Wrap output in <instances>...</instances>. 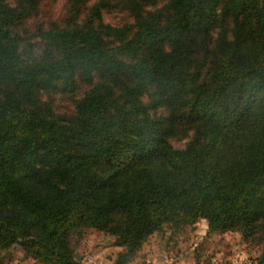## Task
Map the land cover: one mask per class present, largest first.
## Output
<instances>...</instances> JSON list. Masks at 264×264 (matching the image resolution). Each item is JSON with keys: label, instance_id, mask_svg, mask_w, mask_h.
<instances>
[{"label": "trees", "instance_id": "trees-1", "mask_svg": "<svg viewBox=\"0 0 264 264\" xmlns=\"http://www.w3.org/2000/svg\"><path fill=\"white\" fill-rule=\"evenodd\" d=\"M41 1L0 0V252L79 264L91 227L119 264L204 219L264 264V0H67L29 39Z\"/></svg>", "mask_w": 264, "mask_h": 264}, {"label": "rangeland", "instance_id": "rangeland-1", "mask_svg": "<svg viewBox=\"0 0 264 264\" xmlns=\"http://www.w3.org/2000/svg\"><path fill=\"white\" fill-rule=\"evenodd\" d=\"M7 1L13 3V0ZM66 7L67 0H42L37 13L25 24L27 38L30 39L29 33L34 32L38 24L46 25L50 20L61 18ZM104 19L119 24L131 18L125 11H112L104 12ZM85 88L86 85L80 82L75 98H79ZM54 101L57 111L72 109L70 96L57 93L54 94ZM183 141L172 139L177 146L182 145ZM72 245L79 264H117L118 253L123 250L117 236L91 227L75 234ZM259 249L260 245L255 240L243 236L239 230L216 234L205 228L202 221L182 226L166 223L152 233L125 262L119 264H218L220 261L233 264L239 259L241 264H256L255 256ZM0 264L49 263L31 256L19 242H13L1 250Z\"/></svg>", "mask_w": 264, "mask_h": 264}, {"label": "crops", "instance_id": "crops-1", "mask_svg": "<svg viewBox=\"0 0 264 264\" xmlns=\"http://www.w3.org/2000/svg\"><path fill=\"white\" fill-rule=\"evenodd\" d=\"M198 221H202L203 222V224L205 225V228L207 227V223H206V220H204V219H199ZM197 222V221H196ZM195 222V223H196ZM210 232H212V233H216V234H221V233H218V232H213V231H210ZM160 258V257H159ZM214 258V256L212 257V259ZM218 262V261H217ZM226 261H224V262H218V264H228V263H225ZM158 264H162V263H158ZM182 264V263H181ZM233 264H241V260L239 259V260H235L234 261V263ZM243 264H245V263H243Z\"/></svg>", "mask_w": 264, "mask_h": 264}]
</instances>
